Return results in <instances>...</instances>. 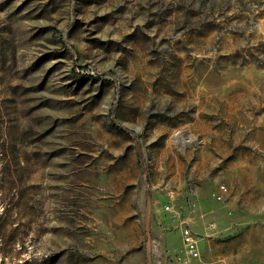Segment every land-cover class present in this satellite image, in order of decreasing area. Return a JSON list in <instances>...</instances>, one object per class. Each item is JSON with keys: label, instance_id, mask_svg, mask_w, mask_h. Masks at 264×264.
I'll return each instance as SVG.
<instances>
[{"label": "rangeland", "instance_id": "1", "mask_svg": "<svg viewBox=\"0 0 264 264\" xmlns=\"http://www.w3.org/2000/svg\"><path fill=\"white\" fill-rule=\"evenodd\" d=\"M0 264H264V0H0Z\"/></svg>", "mask_w": 264, "mask_h": 264}, {"label": "built area", "instance_id": "2", "mask_svg": "<svg viewBox=\"0 0 264 264\" xmlns=\"http://www.w3.org/2000/svg\"><path fill=\"white\" fill-rule=\"evenodd\" d=\"M226 191V187L224 185L220 186L219 192ZM217 197L221 198V193L217 195ZM209 228H214V223L208 224ZM182 244L189 258H198L200 257V252L198 250V239L193 235L190 229L184 228L181 233Z\"/></svg>", "mask_w": 264, "mask_h": 264}]
</instances>
